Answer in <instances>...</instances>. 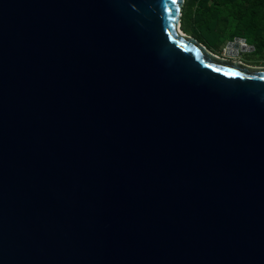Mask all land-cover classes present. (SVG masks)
<instances>
[{
	"label": "water",
	"instance_id": "1",
	"mask_svg": "<svg viewBox=\"0 0 264 264\" xmlns=\"http://www.w3.org/2000/svg\"><path fill=\"white\" fill-rule=\"evenodd\" d=\"M184 4L0 0V264H264V68Z\"/></svg>",
	"mask_w": 264,
	"mask_h": 264
},
{
	"label": "trees",
	"instance_id": "2",
	"mask_svg": "<svg viewBox=\"0 0 264 264\" xmlns=\"http://www.w3.org/2000/svg\"><path fill=\"white\" fill-rule=\"evenodd\" d=\"M181 28L212 51L241 37L264 52V0H185Z\"/></svg>",
	"mask_w": 264,
	"mask_h": 264
},
{
	"label": "rangeland",
	"instance_id": "3",
	"mask_svg": "<svg viewBox=\"0 0 264 264\" xmlns=\"http://www.w3.org/2000/svg\"><path fill=\"white\" fill-rule=\"evenodd\" d=\"M182 30V28H181ZM186 33V32H185ZM188 35H191L189 33H187ZM192 36V35H191ZM230 41H227L226 43H224L219 50L217 51H212L215 54L219 55L222 58H228L230 60H234V61H240L241 63L250 65V66H255V67H263L264 68V52H260L256 49H253L252 47H254V45H251L248 43V49L246 50H239V53L237 56H228V52H227V44Z\"/></svg>",
	"mask_w": 264,
	"mask_h": 264
},
{
	"label": "snow or ice",
	"instance_id": "4",
	"mask_svg": "<svg viewBox=\"0 0 264 264\" xmlns=\"http://www.w3.org/2000/svg\"><path fill=\"white\" fill-rule=\"evenodd\" d=\"M177 2V0H172V3L175 4Z\"/></svg>",
	"mask_w": 264,
	"mask_h": 264
}]
</instances>
